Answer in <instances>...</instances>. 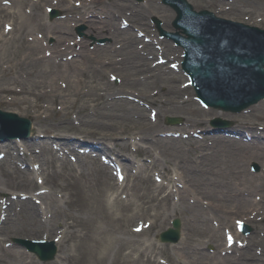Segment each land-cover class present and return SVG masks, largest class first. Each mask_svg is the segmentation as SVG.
Wrapping results in <instances>:
<instances>
[{"label":"rangeland","instance_id":"obj_1","mask_svg":"<svg viewBox=\"0 0 264 264\" xmlns=\"http://www.w3.org/2000/svg\"><path fill=\"white\" fill-rule=\"evenodd\" d=\"M21 1L0 0V109L31 120L35 136H30L26 141L0 145V190H2L0 203L5 206L3 197L6 195H9L11 200L13 197L17 201H21L23 196H32L36 201L44 198L47 203L55 199L63 211L73 212L74 209L65 204L68 197L73 199L80 191L79 186L84 190L86 189L84 184L87 187L89 180H95L97 192L103 195L99 200L100 210L93 207V211H82L81 217L85 221L90 217L103 219L97 224L101 238L113 241L115 248L114 254L106 264L113 262L115 264H224V262L232 264L233 261L243 258L247 264H262L264 149L261 148L264 147V141L254 146L243 142L238 136L255 138V135H260L264 139V132L250 131L246 128L247 124L263 125L259 119L264 118V110H260L264 101L240 115L203 108L197 101L193 89L186 87L188 80L178 67L182 61V52L171 42L161 40L151 23V18L158 17L163 21L166 29L171 28L175 14L164 7L161 0H145L142 4L135 0H120L123 4L120 6L112 4L116 0H102V3L98 0ZM93 1H95L93 12L95 14L91 21L88 16L92 14L84 16L83 9L77 6V3L92 4ZM188 1L197 11L209 10L223 19L264 30V0ZM49 8L62 10L64 18L51 23L47 16ZM125 19L129 24L126 29L123 27L125 23L122 22ZM87 20L89 24L95 23L96 30L85 23ZM8 24L14 26V31L6 33ZM78 25L85 26L83 38L77 37L74 32ZM65 27L70 31H58ZM130 37L144 45L149 55L171 59L170 63L174 68L168 63L156 74L165 78L162 81L168 82L166 85L185 88L184 95L188 99L181 100L179 106L161 103L153 107L150 101H144L140 106L133 103L138 106L135 113H143L146 116L147 129H152L158 119L159 128L151 131L154 132L151 140L149 139L143 145L144 148L138 151L132 149L131 139L134 137L126 141L113 139L112 144L115 149L106 151L107 157L116 156L119 151L125 158V160L118 159L115 165H106L99 159L95 161L94 158H90L86 164L80 163V167L72 164L70 160L67 163L60 162L59 158L48 149L49 142L53 138L52 133H44L46 127L36 120V116L42 113L39 109L42 110L46 100L37 102L32 98L29 104H24L21 102L22 96L12 93L16 87L13 82L22 78L16 75V70L11 67L17 62L15 57H21L29 51L32 45L30 40H43L52 51L59 46L60 41L84 42L86 50L82 51L84 55L81 56L82 59L92 57L104 60L113 58L112 52L105 48L116 41ZM50 38L54 39L52 45ZM104 39L108 40L107 43L99 45L98 42ZM4 41L9 43L3 45ZM96 48H101L102 51L97 52ZM72 59L82 61L78 55ZM4 71H7V74ZM111 74L117 78H112ZM24 75V78L29 79L27 71ZM125 77L126 72L122 69H108L106 74H99V77L92 82L99 84L107 93L129 94ZM152 88L159 93L161 102L167 100L168 97L163 95V88L159 83L152 85ZM147 93L139 88L136 94ZM186 100L190 101L185 103ZM31 104L42 107H32ZM128 108L133 109V106ZM151 108L158 112L156 120L152 117ZM72 115L75 116L76 113L73 111ZM166 117H182L184 123L180 127H172L167 125ZM214 118L231 122L230 131L232 130L233 134L211 135V121ZM199 121L203 122V126H199L197 123ZM54 123H57L55 117ZM121 127L132 129V133H139L143 128L140 124L127 122ZM149 134L150 132L147 136ZM69 136L72 140H79L75 133L71 132ZM160 139L166 142L161 143ZM21 145L29 147L27 154L21 150L23 149ZM123 145H126V150L120 149ZM31 150L35 151L33 153L35 163L40 165V171L37 168L41 175L40 182L36 176L37 170L33 166L35 163L29 161ZM119 163L125 168L127 175L124 184L118 181L115 175ZM253 163L259 165V172L252 171ZM22 171L27 175L22 174ZM196 177L203 182L198 184ZM248 177L253 179L250 180ZM14 186L19 188L14 189ZM43 191H47L48 194L42 195ZM180 192L183 194V201L179 197ZM192 208H198L201 212ZM101 213H106L107 216L109 214L112 220H106ZM20 214L22 212L19 213L18 207H15L11 208L10 216L6 220L2 221L0 216V226L5 228L0 232V257L4 258V254L9 250H16L26 256L27 262L32 261L33 264H78L72 259L69 261L55 259L49 263H42L36 256L13 246L11 243L13 238L57 241L58 256H63L69 252L74 240L69 238L62 243V234L65 232L71 234L77 230L74 227L67 228L63 223V217L59 215L51 219L57 222L53 231L48 229L42 232H30L29 227L22 226ZM74 214L77 212L75 211ZM175 218L182 221V240L177 245L159 243L158 235L171 227V222ZM242 221L251 224L255 231L247 240L236 235L237 225ZM194 229L200 231L201 236H197L199 233H194ZM191 238L194 239L193 244ZM230 245L232 246L229 247ZM192 248H195L198 255L195 251L189 250ZM226 248L232 251L225 253ZM249 256L254 257L256 261Z\"/></svg>","mask_w":264,"mask_h":264},{"label":"bare ground","instance_id":"obj_2","mask_svg":"<svg viewBox=\"0 0 264 264\" xmlns=\"http://www.w3.org/2000/svg\"><path fill=\"white\" fill-rule=\"evenodd\" d=\"M16 1L22 2L21 0ZM94 2L92 4L80 5L84 16L92 14L93 17V14H95L93 13L95 11ZM98 2L102 3V0H98ZM120 2V0H116L112 4L116 6L123 5ZM94 25L95 23L89 24L90 27L96 30ZM60 30L61 32L70 31L67 27L58 31ZM11 41L14 42L15 40ZM8 43L4 41L2 44ZM30 43L32 45L29 51L21 57L16 56L17 62L11 66L13 70H16V75L20 76V78L22 77L13 82L16 87L12 93L22 96L23 100L21 102L24 104H29L32 98L36 99L37 102L46 100V104L43 107L37 106V104H31L30 106L42 107V110L39 109V112L41 111L42 113L36 116V120L38 123L40 122V125L46 127L44 133H52L53 138L49 142L50 147L48 149L62 163H67L70 160L72 164H86L90 158H94L95 161L99 159L105 164L110 165L111 160L114 162H117L118 159L125 160L123 154L119 151L116 153V156L111 157L112 159L107 157L106 151L115 149V146L112 144L114 140L126 141V139L134 137L135 140L131 139L132 149L133 151H138L140 148H144L143 145L149 139L151 140V135L154 133L151 131L159 128V119L155 126H152V129H147L146 116L143 113H135L141 102L150 101L153 107L161 105V103L169 106H179L182 103L181 100L186 98L184 89L172 84L166 85L168 82L162 81L165 78H161L159 77L160 75L156 74L162 71V68L170 63V60L163 56L160 58L159 56L149 55L146 47L131 37L116 41L110 47L105 48V50L107 49L112 52L113 55L111 57L113 58L104 60L92 57H84L82 59L84 56L82 51L86 50L84 42L60 41L59 46L53 51L47 47L43 40H30ZM9 45L15 46V44ZM96 50L97 52L102 51L101 48H96ZM75 55H78L82 61H74L71 57H76ZM246 61L249 60L246 59ZM108 69H122L126 72L125 81L127 89L130 90L129 94L126 92H122L120 95L118 93L115 94V92L107 93L99 84L92 82L95 78L99 77V74H106ZM25 71L28 72L29 79L24 78ZM4 73L7 74V71H4ZM158 83L163 88V95L168 97L164 102H161L162 98L159 96V93L152 88V85H157ZM139 88L148 93L136 94ZM189 101L186 100L185 103ZM133 103L139 105L137 106ZM128 106H133V109H129ZM260 110H264V104ZM73 111L76 113L75 116L72 115ZM54 117L57 123H54ZM259 121H262L263 125L247 124L246 128L250 131L264 132V118H260ZM124 122L140 124L143 128L139 130V133H132V129L121 127ZM197 123L199 126H203L202 121ZM71 132L77 134L79 140H72L69 136ZM149 132L150 134L147 136ZM31 135L35 136L34 130H32ZM255 136L254 138L240 135L238 138L254 146L262 144L264 139L260 135ZM160 140L161 143L166 142V140ZM22 148L23 152L26 149L29 152L28 146H22ZM122 148L126 150V145L120 147V149ZM244 148L248 149L247 147ZM261 149L263 150L264 147ZM34 152L31 150V154H29V161L31 163L35 162ZM91 153L96 154L93 155ZM119 168L122 169L125 178H127L125 168ZM23 173L27 175L26 172L22 171ZM182 178L184 179V177ZM248 178L250 180L253 179ZM196 182L200 184L203 181L199 177H196ZM84 187L86 189L81 190L79 186L80 191L77 192V195L73 199L69 196L65 202V204L74 209L73 212L63 211L55 199L48 200L50 202L47 203L44 198H39L38 201L26 198L22 203L9 200L8 208L4 212L0 203V215L9 217L11 213L10 209L18 207L19 213L22 212L20 214L22 215V226L24 228L29 227L30 232H42L48 229L53 231L57 222L51 219L60 215V217H63V223L66 224L67 228L74 227L77 230L71 234H68V232L63 234L61 238L62 243L66 242V239L69 240V238L73 239L74 243L67 254L57 256V259H66L68 261L72 259L77 261L78 264H106V261L114 254L115 248L113 241L101 238V231L98 229L97 224L103 219L101 217H90L85 221L81 217L82 211H93V207H97V210H100L101 204L99 200H101L103 195L97 192L98 187L95 180H89L87 187L85 184ZM18 188L19 186H14V189ZM173 190L176 193L174 187ZM1 193L2 190H0ZM182 195V192H180L179 197L181 201H183ZM4 197H7V195ZM192 209L200 211L198 208ZM75 211L77 214H74ZM101 214L106 220H112L109 214L108 216L106 213ZM3 230L5 228H0V232ZM193 231L194 233H199L197 236H201L200 231L196 229ZM190 241L193 244L194 239L191 238ZM189 250L195 251V248ZM195 254L198 255L196 251ZM199 254L202 256L201 253ZM244 257H246V254H244ZM249 258L256 261L252 256H249ZM25 259L26 256L23 253L9 250L4 254V258L0 257V264H33L32 261L27 262ZM261 262L264 264V259H261ZM226 263L224 262V264ZM232 264H247V262L243 258V260L233 261Z\"/></svg>","mask_w":264,"mask_h":264},{"label":"water","instance_id":"obj_3","mask_svg":"<svg viewBox=\"0 0 264 264\" xmlns=\"http://www.w3.org/2000/svg\"><path fill=\"white\" fill-rule=\"evenodd\" d=\"M165 2L171 4L178 12L175 26L187 35L186 39L176 38L177 43L187 46L190 51L192 45L209 44L217 51L222 42L229 43L225 50L218 54V59L212 56L210 59H203L199 64L188 62V71L195 79L201 96L205 100H208L207 96L218 99L206 101L208 104L232 112H240L264 95V32L237 26L225 41L223 33L219 34V32H225L226 27L214 21L211 16L206 13L194 14L183 0ZM188 20L195 21L197 28L189 27ZM245 39L248 41L245 42ZM169 122L178 123V120L172 119ZM30 124L29 121L20 119L14 114L0 111V136L20 126L23 136L27 137ZM165 239L177 241L178 231L170 230L163 234L162 240ZM28 246L43 261H49L55 255V250L45 252L39 244Z\"/></svg>","mask_w":264,"mask_h":264}]
</instances>
